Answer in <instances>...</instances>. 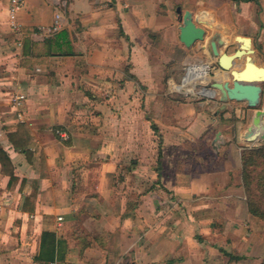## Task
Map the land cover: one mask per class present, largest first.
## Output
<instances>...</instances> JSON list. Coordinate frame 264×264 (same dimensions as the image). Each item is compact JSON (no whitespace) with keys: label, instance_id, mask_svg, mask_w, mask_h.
<instances>
[{"label":"crops","instance_id":"1","mask_svg":"<svg viewBox=\"0 0 264 264\" xmlns=\"http://www.w3.org/2000/svg\"><path fill=\"white\" fill-rule=\"evenodd\" d=\"M9 7L0 0V150L17 181L0 165V264H261L264 222L242 176L243 151L261 146L245 137L256 111L219 94L218 112L176 102L165 83L201 61L226 82L207 56L215 34L221 51L250 38L264 60V0H25L22 47ZM179 9L203 43L180 42ZM56 14L61 29L47 35ZM22 126L24 150L10 139Z\"/></svg>","mask_w":264,"mask_h":264},{"label":"water","instance_id":"2","mask_svg":"<svg viewBox=\"0 0 264 264\" xmlns=\"http://www.w3.org/2000/svg\"><path fill=\"white\" fill-rule=\"evenodd\" d=\"M178 13L182 14V11L179 9ZM207 16L209 17L207 18ZM196 19L204 21L212 27L210 20H216L217 17L210 12L208 14L199 12ZM182 20L180 42L186 48H192L206 40L205 29L196 24L191 12L187 11L182 14ZM235 41L239 48L232 55L220 50L224 42L219 34L212 36L209 42L211 56L217 59L220 70L227 73L226 82L214 78L211 84L212 96L219 94L221 102L246 103L249 109L255 110V117L245 137L247 142L264 145V108H262L264 66L254 60L255 51L250 38L237 36ZM239 62L242 64L237 66Z\"/></svg>","mask_w":264,"mask_h":264},{"label":"trees","instance_id":"3","mask_svg":"<svg viewBox=\"0 0 264 264\" xmlns=\"http://www.w3.org/2000/svg\"><path fill=\"white\" fill-rule=\"evenodd\" d=\"M236 3L252 2L254 0H233ZM155 128V127H154ZM57 131V130H56ZM55 131V132H56ZM26 127L22 126L17 134L10 136L11 143L18 149L24 150L28 145L32 144L33 139L28 135V142L23 139ZM19 140L20 142H18ZM0 165L2 174L10 177V181L16 182L14 176V168L9 156L0 150ZM242 176L243 185L247 195V203L249 212L252 216L264 222V145L253 149L244 150L242 153ZM55 236L50 233L43 234L42 255L40 261L47 263L54 260L52 248L54 247ZM51 245L49 250L45 252V248ZM50 255V256H49Z\"/></svg>","mask_w":264,"mask_h":264},{"label":"built area","instance_id":"4","mask_svg":"<svg viewBox=\"0 0 264 264\" xmlns=\"http://www.w3.org/2000/svg\"><path fill=\"white\" fill-rule=\"evenodd\" d=\"M25 6V0H10V7H9V26L13 33L17 37V46L22 47L23 44V31L22 26L19 22V14L22 12ZM62 26V18L60 14H56L55 17V23L51 28H48L44 30V32L47 35H51L56 33L61 29ZM218 68L215 67V65L210 64L209 62H195L189 64L185 69V74L182 79V85L177 86V88H180L181 91L187 92V89H189L192 85H203V91L202 94L205 96L212 97L211 92V83L213 82L216 74L218 73ZM202 75H205L202 77ZM208 77L206 82L202 83V79L204 77ZM201 80V81H200ZM205 92H210L211 94H205ZM191 94V93H189ZM25 97L21 94H16L12 97L11 100V108L16 113L18 121L23 123L24 120V114L22 112V108L24 106ZM57 136H59L63 141L68 140V135L63 130H57L55 132ZM62 218H59V221H62ZM261 264H264V259L262 260Z\"/></svg>","mask_w":264,"mask_h":264},{"label":"rangeland","instance_id":"5","mask_svg":"<svg viewBox=\"0 0 264 264\" xmlns=\"http://www.w3.org/2000/svg\"><path fill=\"white\" fill-rule=\"evenodd\" d=\"M230 39V38H228ZM236 51V46L235 45H230L227 46L226 50H223L222 52L227 53L228 55H232L233 53H235ZM210 55V53L208 54V56ZM177 57L178 59H184V56L182 54H180V52L177 53ZM186 57V56H185ZM203 60H208V59H203ZM214 61L215 64H217V59H212ZM256 62L259 65L264 66V60L262 59H257ZM238 66V65H237ZM178 78L180 76V72L177 74ZM171 78V77H170ZM182 85V80H179L178 82L175 81H166L165 86H166V92L168 93L169 96L173 97L175 99L176 102H180V103H189V104H193L196 106H205V108H212L214 109V112H218V105L217 104H213V102H217L218 100V94L213 95L212 97L209 96H205L202 94L203 85H192L189 90H192L191 94H187L184 91H179L176 90L177 86ZM264 89V85L262 86ZM264 95V92H263ZM215 96V97H214ZM214 97V98H213ZM263 104V102H262ZM255 148V147H254Z\"/></svg>","mask_w":264,"mask_h":264},{"label":"bare ground","instance_id":"6","mask_svg":"<svg viewBox=\"0 0 264 264\" xmlns=\"http://www.w3.org/2000/svg\"><path fill=\"white\" fill-rule=\"evenodd\" d=\"M203 76H205V75H202V77H203ZM207 78H208V77L206 76V77H204V78L202 79V81H201V80H200V81H201L202 83H204V82H206L205 80H207ZM176 90L181 91V89H180V88H177V87H176ZM187 92L192 93V90L187 89ZM205 94H209V95H210L211 93H210V92H205Z\"/></svg>","mask_w":264,"mask_h":264}]
</instances>
